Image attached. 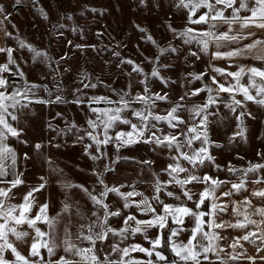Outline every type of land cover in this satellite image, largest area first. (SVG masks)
Returning a JSON list of instances; mask_svg holds the SVG:
<instances>
[{
	"label": "snow or ice",
	"instance_id": "6c2138e0",
	"mask_svg": "<svg viewBox=\"0 0 264 264\" xmlns=\"http://www.w3.org/2000/svg\"><path fill=\"white\" fill-rule=\"evenodd\" d=\"M16 4H19L21 0H15ZM251 3V7H249ZM238 4V6H237ZM177 6H182L188 9L187 24L189 25H207L206 30H198L193 27H185L183 30L177 32L176 29H172L179 38L183 40L185 45H191L195 43L201 52L208 53L210 45H214L216 49L228 47L229 45L239 44L240 41L247 40L249 37H254L256 33L247 32L245 29L256 28L264 30V0H179ZM201 9H206L202 14L197 15ZM231 10V14L226 16L225 13ZM242 11L249 12L248 16H241ZM5 9L0 7V14H4ZM195 17V18H194ZM7 18V16H5ZM46 18V17H45ZM3 21H0L2 24ZM220 25H226L227 31L219 32ZM234 26H238L239 31L234 30ZM169 27H171L169 25ZM144 31V29H140ZM5 35L11 37V33L5 31ZM149 40L152 38L149 36ZM155 43V41H152ZM69 43H71L69 41ZM20 47H25L21 42ZM76 47H81L77 45ZM28 50L31 51L34 61L42 55L39 50L28 45ZM170 51H177L176 48L169 49ZM12 48H0V53L7 54V62L0 64V178L12 176V179L8 181L10 183L9 188L0 187V264H229V261H237L243 255L238 253L236 249L243 248L241 241H246L251 244H256L259 240L264 245V208H256L253 213H249L247 208L252 207L251 200L247 197L241 202H233L234 207L232 212L235 216H242V220H237L235 223L221 221L217 222V217L220 213L227 211L228 206L226 204H220L218 201L220 197L216 196V191L224 184L229 183L226 180H220L214 178L208 174L199 176L194 174L199 166L213 165L217 170H220V166L215 164V158L210 153V148L213 146V142L210 140L208 134V112L209 107L216 104L217 98L221 93H228L231 97V103L227 105L233 112L237 108L243 107L244 102L251 101L257 105L264 107V70L257 67H245L244 65H237L238 71L231 72L226 71L223 68L213 67L212 71L224 77H231L234 81L227 85L220 83L216 76L211 77V85L205 84L204 87L195 89L191 93H185V96H198L201 92H207V102L203 105L194 106L190 111L196 117H200L199 123L192 124L187 127L186 132H182L179 135H183L185 140L180 141L179 135H157V131H151L156 129L157 124L160 122H166L170 128H177L180 124L186 123L180 116L177 115L184 105L182 103H176L175 106L168 110L166 115L155 114L153 109L156 107V101H167L168 94L164 95L151 94L149 87L147 86V74H145V80L141 83L145 84L144 93L130 96L129 93H118V99L112 100L105 96H92L88 97L87 103L89 111L95 114L96 119L89 118L86 122L92 129L91 132H86V137L92 141V144L85 145V155L90 156L93 161L102 159L103 155L97 156L90 152V149L95 145L99 152L102 146L114 144L116 151L119 152L121 148L130 147L137 143L153 144L157 147L167 148L170 152L174 149L177 153L171 156L173 163H169L162 171L167 173L170 179L166 182H162L159 179V173H154L156 177L153 184L154 195L149 198L142 192L132 191L122 192L120 186H109L104 180V172L93 174L97 176V182L101 187V190L97 193L95 189L89 190L83 185L72 184L70 182L63 183L65 189L79 188L91 201L93 208L91 214L88 215L83 211L78 203L74 206L64 203L62 212L69 213V219L67 223H62L60 217L61 213H57L55 217L48 215V203L37 204L34 193L44 189L46 183H41L36 187L30 188V190L23 196V200L20 204L6 203L13 198L12 189L24 184L22 179L23 173H18L16 169L17 154L15 150L7 143L9 136L19 139L21 130L14 127L9 122V117L12 121H17L18 116L16 111L28 108L29 105L36 104H63L67 101L58 93L62 89L57 86L54 99H44L38 97L36 92L38 89L43 88L45 92L52 96V91L47 85H39L30 83L25 77L22 71H12L11 65H15L16 61L13 58ZM167 51L165 49L161 50ZM190 56H195L199 59L197 52L190 51ZM252 58L261 62H264V40L254 39L252 42L238 46L232 50L221 52L219 50L212 53L213 59H226L231 60L233 58ZM63 59V58H62ZM122 63L133 64L131 60L122 61ZM164 67H169L165 65ZM132 72L142 73L143 69L138 65H134ZM10 73L11 76L24 80L23 85H19L15 80L9 81L3 74ZM131 75V73H129ZM152 77L160 78L159 68L154 67L150 74ZM195 80H202L206 73L190 74ZM244 76L248 77V84L241 83ZM259 78V81L258 79ZM166 84L167 81L163 80ZM215 85V88L212 87ZM84 88L97 87L94 83L84 84ZM9 88L12 89L9 92ZM251 90H255V95L251 94ZM76 92H81V89H76ZM115 91V90H113ZM215 93V95H213ZM237 94L242 95L243 100L236 98ZM127 97V98H126ZM180 101L184 100V96H181ZM73 103L78 105L84 104L85 100L82 96L77 95ZM104 103L106 105H118L116 107H92L93 104ZM139 103L142 105L141 109H134L132 104ZM9 109L13 111L10 112ZM125 111H131L133 117L138 120V123H132L128 118L122 116ZM60 115L59 113L57 114ZM251 115V113H247ZM245 112L241 111L237 119L243 124V117ZM153 121L155 123H153ZM117 124L129 125V131H119L115 136L109 135L110 129H113ZM75 125H73L74 127ZM51 128V125H49ZM150 133V134H149ZM100 135L103 139H100ZM239 136L244 135V129L237 133ZM84 137H78V142L83 141ZM199 141L200 147L193 148V144ZM24 143H27L24 141ZM59 147V145H55ZM219 145H217L218 147ZM43 145L36 144L34 148L39 151ZM188 148L189 151H184V148ZM259 155V153H258ZM28 154H24V159L27 160ZM119 156L113 163L118 162ZM11 161L9 165L7 161ZM181 160L186 161L190 167H184L181 164ZM51 163V161H48ZM207 162V163H206ZM142 164H151V161H142ZM9 168L12 169L9 172ZM264 169V164H250L248 168L236 169L234 167H228L227 171L235 174L238 171L243 172V177L239 183H232L231 190L222 193V196H231L233 191L239 193L246 190L247 176L249 173H256ZM56 172L58 169H51ZM111 165L105 166V172L112 171ZM188 173L184 178L180 177L181 173ZM44 178L41 177V180ZM0 182H4L0 180ZM253 183H264V179L254 180ZM190 184H203L205 185L203 191L194 193L187 185ZM168 185L179 186L183 197L187 201H193L195 209L190 208L184 201H181V196L176 195L173 191H168ZM129 187H132L129 185ZM165 192L168 197H172L177 201H181L179 204L165 203L160 193ZM113 193L118 196L123 204V209H130L135 207L141 214L150 215L149 219H137L135 215L129 214L123 217V226L119 229L113 228L110 224V220L113 217L122 216L120 208L112 209L107 202L109 194ZM252 196L258 198H264V189L254 190L251 193ZM141 197L139 201L132 198ZM198 196V199L194 200L193 197ZM152 201H155L158 205H162V211L157 212L156 207L153 206ZM206 201L208 202L206 204ZM241 204L245 205L243 211L240 210ZM75 207V216L79 223L75 225V232H73V221L71 219L72 212L70 209ZM37 209L33 215V209ZM207 208V210H202ZM252 215H259L262 219L257 222L251 219ZM207 217V219H205ZM185 218H191L193 226L189 228L183 227ZM134 222L135 226H132L129 222ZM169 221L171 225L169 226ZM39 224H44L47 227V231L42 230ZM249 225H255L256 231L247 232L240 237H234L229 247L232 249L231 253L227 256L221 255L225 252V249L221 247L219 241L226 239L222 237L216 229H245ZM25 226H27L25 228ZM158 229V234L154 239L148 237L147 233L150 229ZM167 229V236L165 237V230ZM207 229V230H206ZM30 230V231H29ZM183 232H190L187 241H182L179 236ZM259 233V234H258ZM136 234L143 235L144 239L151 245L150 248H145L140 244H131L126 247H121L120 243H123L128 239V236H135ZM10 237L14 238L10 239ZM112 237H118L120 243H110L109 247L111 252L101 257L98 255V242L103 243L109 241ZM88 242V247H83V242ZM28 246V255L25 256L18 250L16 243ZM79 242V243H78ZM45 250L47 258L42 255L41 250ZM62 249L67 255H61L59 259H53L57 255V250ZM167 249L172 254V259H169L164 252ZM257 251H264V247H258ZM11 254L14 259L6 258V253ZM140 252L144 253L148 259L140 260L134 258L131 253ZM111 254H117L119 259H111ZM72 258H68V257ZM155 256V261L152 257ZM210 256H215V260H212ZM249 260L255 264V258L248 257ZM264 260V257H261Z\"/></svg>",
	"mask_w": 264,
	"mask_h": 264
},
{
	"label": "crops",
	"instance_id": "0c3cea01",
	"mask_svg": "<svg viewBox=\"0 0 264 264\" xmlns=\"http://www.w3.org/2000/svg\"><path fill=\"white\" fill-rule=\"evenodd\" d=\"M179 1V0H178ZM238 6V4H237ZM251 3H249V7H251ZM206 9H201L197 15L202 14ZM179 20L174 22L175 25H184L185 27H193L198 30H206L207 25H189L187 24L188 17V9L184 7L179 8ZM181 14H183L181 16ZM231 14V10L229 9L225 15L228 16ZM241 16L250 15L249 12L242 11L240 13ZM6 13L0 14V21H3L0 24V48H9V36L5 35V31L8 32L7 27V18H5ZM195 18V17H194ZM177 18H174L176 20ZM235 31H239L238 26H234ZM219 32L227 31L226 25H220L218 28ZM254 32L256 35L254 37H249L247 40L240 41L239 44L229 45L228 47H224L221 49H216L214 45H210L208 53L203 52V69L205 70L206 84L211 85V77L216 76L217 80L220 83L227 85L230 82H233L231 77L220 76L219 74L212 71L213 67L223 68L226 71L235 72L238 71L237 65H244L245 67H257L264 70V62L252 59V58H233L231 60L226 59H213L212 53L219 50L221 52H226L232 50L238 46L243 44H247L252 42L254 39L264 40V30L250 28L245 29L244 32ZM7 62V54L0 53V64ZM11 67V66H10ZM6 78L11 82L15 80L19 85L22 84V79L13 77L10 73L3 74ZM259 81V78H257ZM248 77L244 76L242 78L241 83L244 85L248 84ZM215 88V85H212ZM12 91L11 88L8 90ZM38 97L49 99V94L40 88L36 92ZM251 94L255 95V90H251ZM215 95V93H213ZM208 96V93H207ZM237 99L243 100L242 95L237 94ZM220 100V103H217L209 107L208 112L210 113L208 120V134L210 140L213 142V146L210 148L211 155L215 158L216 164L220 166V168L225 169V174L216 172V170H208L204 168V166H199L196 170H194V174L203 176L208 174L214 178H219L220 180L229 181V183L222 185L217 191L216 196L220 197L218 203L226 204L228 206L227 211L224 213H220L217 217V222L227 221L231 223H235L237 220H242L243 217L235 216L232 212L234 207L233 202H241L246 197L251 200L252 207L247 208L249 213H253L256 208H264V198H258L251 195L254 190L264 189V183H253L254 180L264 179V169L256 173H249L247 176V184L246 190L236 193L233 191L231 196H222V193L228 192L231 190L232 183H239L240 179L243 177V172L238 171L235 174H232L227 171L228 167H234L236 169H245L248 168L250 164H264V107L257 105L251 101L244 102L243 107L237 108L235 112L231 111L228 104L231 103V97L228 93H221L217 100ZM67 101V99H66ZM184 107L181 110L185 112L180 115V118L183 119L186 123L180 124L178 126V131L174 130L170 132L172 135H179L182 132L187 131V127L192 124L199 123L200 117L194 116L191 113L190 109L194 106L200 105L203 106L204 102H195V103H182ZM163 104H157L160 106ZM94 107V106H92ZM108 107L107 105L104 106ZM154 108L153 111L158 110V108ZM165 107H170L168 105H164ZM142 108V107H141ZM12 112V109H9ZM189 111L190 113H186ZM218 111L221 114H218ZM245 112V116L243 117V124L241 125L240 121L237 119L240 112ZM35 112V115L40 114V117L32 119V113ZM38 112V113H37ZM251 113V115H247V113ZM50 113V114H49ZM60 114L59 116L57 114ZM15 114L18 116L17 121H12L9 117V122L21 130V135L19 139L15 137L9 136L7 143L10 147H12L17 154V164L16 171L18 173H23L22 179L24 184L18 186L17 188L12 189L13 198L6 203L20 204L23 200V196L30 190L32 187H36L41 183H46L44 189L39 192L34 193L37 204L48 203V215L51 217H55L57 213H61V221L62 223H67L69 219V213L62 212V207L64 203H68L69 205H76L78 203L79 207L85 211L88 215L91 214V210L93 205L91 201L88 200L87 196L81 191L79 188H69L65 189L62 185L65 182H70L72 184L83 185L88 188L90 191L95 189L98 193L101 190V187L97 182V176L93 173L104 172V180L105 182L111 186H120L125 185V187L121 188L122 192L132 191L133 189L138 192L144 193L145 196L151 198L154 195L153 184L155 182L156 177L154 174L151 178H142L141 180L136 177L129 176V170L133 171V168L140 167V165L148 168V169H156L157 173L160 171L161 175H159V179L162 182H166L170 179L167 173L162 170L169 164L173 163L171 160V156L176 155L177 153L173 149L171 152L167 148L157 147L153 144H145V143H137L130 147L121 148L119 152L116 151L114 144H109L106 147L102 146L100 151L98 152L95 145L90 149L91 154L100 156L102 154L103 158L93 161L90 156L85 155L84 149L85 145L92 144V141L89 140L85 133L91 132L92 129L88 126L87 120L89 118L96 119L95 114L89 111L88 104H69V103H55V104H36L33 103L20 111H16ZM49 114V116H48ZM31 118V119H30ZM132 123H138V120L135 117L130 119ZM35 122L37 133L35 135L28 133L27 124ZM153 123H155L153 121ZM51 125V128L49 127ZM73 125H75L73 127ZM158 126L161 123L157 124ZM241 127L244 129V135L239 136L237 133L241 130ZM159 128V127H158ZM157 128V129H158ZM170 128L167 123H164L163 130L157 131V129H151V131H157V135L163 136L167 135L166 131ZM171 129V128H170ZM130 126H123V124H117L113 129H110L109 135L115 136V134L119 131H129ZM175 133V134H174ZM150 134V133H149ZM84 137L83 141L78 142V137ZM100 139H103V136L100 135ZM179 139L181 142L185 140L183 135H179ZM26 141L27 143H24ZM41 144L43 147L36 151L34 145ZM55 145H59L56 147ZM217 145H219L217 147ZM141 146V147H140ZM200 147V142L196 141L193 144V148ZM139 148L142 151H139ZM184 151H189L188 148H184ZM27 153L29 159H24V154ZM162 153V159L158 161V163L153 162V159H156L155 154ZM259 153V155H258ZM151 155L152 157H149ZM119 156L120 159L118 162L113 163L116 160V157ZM158 159V158H157ZM159 160V159H158ZM48 161H51L49 163ZM142 161H151V164H142ZM10 165L11 161H7ZM207 163V162H206ZM181 164L184 167H190L186 161L181 160ZM111 165L112 171L105 172V166ZM210 168H215L213 165H208ZM128 168V169H127ZM131 168V169H129ZM51 169H58L59 171H52ZM159 169V171H158ZM12 169L9 168V172ZM188 175V173H181L180 177L184 178ZM41 177L44 179L41 180ZM12 179L11 175L7 177L0 178V180L4 182H0V187L9 188L11 185L8 183ZM131 185L132 187H129ZM194 193H198L203 191L205 185L203 184H190L187 185ZM168 191H173L176 195L181 196V201H184L188 207L195 209V204L193 201H187L183 195L179 186L176 185H168ZM161 199L168 204H179L181 201H177L172 197H168L165 192L160 193ZM136 201H139L141 197L137 196L132 198ZM194 200L198 199V196L193 197ZM113 210L116 208H120L122 211V216L113 217L110 220V224L113 228L119 229L123 226V217L129 214L135 215L137 219H149L150 215L141 214L135 207L130 209H123L122 200L113 193L109 194V198L107 201ZM208 202L206 201V204ZM154 207H156L157 212L162 211V205H158L155 201H152ZM245 205L241 204L240 210L243 211L245 209ZM37 209H33V215ZM202 210H207L204 208ZM72 212L71 219L73 221V232H75V225L79 223L77 217L75 216V207L70 209ZM207 219V217L205 218ZM251 219L259 222L262 217L259 215H252ZM132 226L134 222H129ZM42 230L47 231V227L44 224H39ZM169 226L171 225V221H169ZM193 226V221L191 218H185V223L183 227L191 228ZM27 226H25L26 228ZM261 228H264V225H261ZM207 230V229H206ZM255 225H249L245 229H216V231L222 236L226 237V239H222L219 241L221 247L225 249V252L221 255L227 256L228 253L232 252V249L229 247V244L232 242L234 237H240L247 232L256 231ZM30 231V230H29ZM158 229L153 228L150 229L147 233L148 237L154 239L158 234ZM166 236H167V229ZM259 234V233H258ZM190 232H183L180 234L179 239L182 241H187L189 238ZM10 239H13L10 237ZM79 243V242H78ZM110 243H120L118 237H112L109 241L100 243L98 242V255L104 257L111 252V248L109 247ZM243 244V248H237L236 251L238 253H242L243 255L237 261H229V264H253L252 260H249L248 257L255 258V264H263L264 260L261 257H264V251H257L258 247H264L259 240L256 241V244H251L246 241H241ZM131 244H140L145 248H150L151 245L147 240L144 239L143 235L136 234L135 236H128V239L123 243H120L121 247H126ZM18 250L25 256L28 255V246L16 243ZM83 247H88V242H83L81 244ZM42 255L47 258V253L45 250H41ZM164 252L169 259H172V254L167 249H164ZM61 255H67L63 252L62 249L57 250V255L53 257V259H59ZM131 255L140 260H147L148 257L144 253L133 252ZM6 258L14 259L11 256L10 252L6 253ZM72 258V257H68ZM111 259H119L117 254H111ZM212 260H215V256H210ZM153 261H155V256L152 257ZM218 264V262H217Z\"/></svg>",
	"mask_w": 264,
	"mask_h": 264
},
{
	"label": "rangeland",
	"instance_id": "374dc122",
	"mask_svg": "<svg viewBox=\"0 0 264 264\" xmlns=\"http://www.w3.org/2000/svg\"><path fill=\"white\" fill-rule=\"evenodd\" d=\"M178 4V0H21L19 4L15 0H0V7L5 9L7 16L8 32L11 33L9 48L14 50L13 58L16 61L11 69L14 72L22 71L30 83L47 85L52 91L51 99L55 98L59 86L62 91L58 94L69 104L77 95L82 96L88 104V97L92 96L117 100L118 93H129L130 96L143 94L145 84L141 81L145 80V74L151 94H168L167 101H156V105H163L156 107L158 110L154 111L155 114L166 115L178 102L206 103L207 92L185 96V93L204 87L206 77L204 75L202 80H195L190 75L205 73L203 52L195 43L185 45L172 31L176 29L179 32L185 28L184 25L174 24L180 17L181 6ZM174 18L177 19L173 21ZM149 36L152 40L148 39ZM21 42L25 47H20ZM28 45L46 55L34 61V54L28 50ZM173 47L177 51L169 50ZM162 49L167 51L162 52ZM190 51L197 52L199 59L190 56ZM128 60L133 64L122 63ZM134 65L140 66L143 72H132ZM154 67L159 68V75L167 81L166 84L162 79L150 75ZM89 83L97 87H83ZM76 89L82 91L76 92ZM181 96H184L183 101L179 99ZM220 102L218 99L217 103ZM105 105L92 106L104 108ZM164 105L170 107L164 108ZM131 107L141 109L142 105L135 103ZM183 112L179 110L177 115ZM31 113L33 120L40 117V114ZM218 114L221 112L218 111ZM122 116L128 119L133 117L131 111L123 112ZM91 119L94 120V117ZM34 123L27 124L28 133L33 135L37 133ZM160 123L156 129L159 127V130L165 131L163 127L166 122ZM173 130L178 131V127L168 128L166 134ZM139 151L142 149L139 148ZM155 156L153 162L158 163L163 155L157 153ZM204 168L223 174L226 172L222 168ZM154 173H157L156 169L140 165L133 171L129 170L128 174L131 178L139 176L141 180L153 177ZM158 173L161 175L160 171Z\"/></svg>",
	"mask_w": 264,
	"mask_h": 264
},
{
	"label": "trees",
	"instance_id": "16d2710c",
	"mask_svg": "<svg viewBox=\"0 0 264 264\" xmlns=\"http://www.w3.org/2000/svg\"><path fill=\"white\" fill-rule=\"evenodd\" d=\"M165 237H166V231H165Z\"/></svg>",
	"mask_w": 264,
	"mask_h": 264
}]
</instances>
